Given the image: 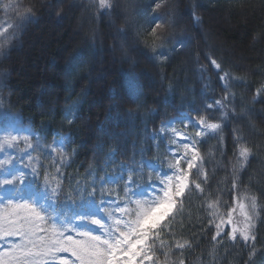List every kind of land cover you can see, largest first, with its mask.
<instances>
[{"label": "trees", "instance_id": "trees-1", "mask_svg": "<svg viewBox=\"0 0 264 264\" xmlns=\"http://www.w3.org/2000/svg\"><path fill=\"white\" fill-rule=\"evenodd\" d=\"M156 2L160 0H118L112 17L97 19L90 0H19L33 9V16L23 23L18 40L6 55H0L3 108L19 112L45 144L61 135L69 138V159L60 170L63 192L55 213L59 219L71 218L80 211V197L68 199L77 182L84 188L95 180L99 187L101 176L119 174L120 165L139 169L142 161L168 171L161 161L171 158L167 148L175 149L176 145L170 143L169 131L161 132L162 124L179 112L205 115L204 106L224 95L222 83L205 59L212 56L224 71L241 78L228 89L235 94L229 110L234 106L238 114H245L243 119L228 118L217 137L199 145L210 188L204 196L194 191L186 201L183 214L176 217L174 239L193 241L192 248L183 253L185 264H244L246 251L234 246L226 235L221 244H213L215 228L208 229L207 213L201 205L208 192L213 198L219 196L222 205H232L229 162L233 161V129H240L253 148V157L241 172L239 191L258 196L264 209V93L256 96V90L264 85V0H164L168 6L160 9L159 19L153 21ZM127 14L133 18L128 19ZM127 19L131 23L126 38H121L115 28L125 27ZM110 20L115 27L110 26ZM75 21L80 33L71 29ZM156 24L163 25L168 39L153 50L149 34ZM207 26L209 33L205 32ZM93 29L95 42L91 39ZM211 32L213 39L209 38ZM37 33L42 35L43 55L37 46L26 53L21 66L18 54L27 40L37 41ZM132 78L140 93L138 99L132 95ZM69 108L76 113L72 123L64 119ZM219 116V111L212 112L213 120ZM176 127L195 134L182 122ZM43 163L50 171V162L43 159ZM142 171L147 180L149 169ZM124 174L127 178L126 170ZM43 178L41 170L39 183ZM96 200H100L99 191ZM220 211L224 213L226 208ZM256 235L261 252L254 264H264V211ZM179 258V253L173 257Z\"/></svg>", "mask_w": 264, "mask_h": 264}, {"label": "snow or ice", "instance_id": "snow-or-ice-1", "mask_svg": "<svg viewBox=\"0 0 264 264\" xmlns=\"http://www.w3.org/2000/svg\"><path fill=\"white\" fill-rule=\"evenodd\" d=\"M167 6L164 0L154 4L153 21L159 19V10ZM89 7L95 9L97 19L105 15L112 17L118 7V0H90ZM0 8L6 14L11 11L16 21L9 23L6 20L0 25V55H6L13 42L19 38L16 30L32 19L33 9L24 7L19 0H9L0 5ZM194 19L199 22L198 17L194 16ZM130 23V20H126L125 27L115 28L116 35L126 38ZM110 26L115 27V22L110 20ZM149 35L153 50L161 48L168 39L161 24H156ZM91 39L95 42V29L92 30ZM178 43L181 47L184 46L183 41ZM161 56L163 57V53ZM205 59L222 83L224 95L204 106L205 115L196 113L194 116L183 115L180 118L184 128L194 129L195 134L191 136L185 131L172 129V136L178 139H171L170 143L176 145V148H168L171 158L165 157L161 161V164H167V172L161 171L159 166L150 161H142L139 169L120 165L119 174L101 176L99 187L95 180L84 188H80L77 182V187L69 192L68 199L78 195L80 211L71 218L59 219L55 206L60 202L63 192L60 179L63 174L60 168L68 159L63 147L69 138L54 139L52 145H46L42 150L44 154L50 148L51 151L46 152L48 156H60L59 164L53 162L49 166L54 167L55 172L49 171L40 157L33 158L31 155L28 156L29 163L24 165L30 169L28 172L6 167L15 159L13 155L0 160V238H14L10 239L6 249L0 251V264H185L183 253L192 248L193 241L181 242L174 239L176 217L183 214L185 203L194 191L204 196L210 188L209 173L199 145L209 138L217 137L226 126L228 118L243 119L245 114H238L234 106L229 110L235 94L228 89L233 81L241 78L224 71L221 63L212 56L208 55ZM204 70L202 67L201 72ZM130 84L133 97L138 99L140 93L134 78L130 80ZM261 93H264V85L256 90V96ZM256 96L253 97V102H256ZM2 105L3 99L0 98V106ZM213 111L220 112L215 120L212 118ZM75 117L76 113L69 108L64 119L72 123ZM171 123L175 121L169 122ZM164 130L162 126L161 132ZM25 131L31 134L30 130ZM24 139L27 142L28 136ZM219 142L224 143L222 136L219 137ZM233 143V161L229 162L233 174L230 189L232 205H222L219 196L213 198V194L208 192L207 200L201 207L207 213L208 229L215 228L211 236L213 244H221L226 235L234 246L238 244L242 251H246L247 259L244 264H254L255 257L261 252L256 245V230L264 209L260 207L258 196L248 190L243 193L239 191L241 172L250 163L253 148L240 129H233ZM18 144V135L0 136V152L16 149ZM39 148V140L35 145L30 142L26 144V150L36 151ZM114 155L115 151L110 154V159ZM144 167L149 169L147 180L143 177ZM41 170L44 178L39 183ZM137 176L140 177L139 181ZM98 191L99 202L96 200ZM113 195L115 199H111ZM221 207L226 208V212L221 213ZM77 221L80 222L79 225ZM85 221L96 225L99 233L83 230ZM226 227L230 231H226ZM65 253L68 256L63 255ZM177 253L180 258L173 259Z\"/></svg>", "mask_w": 264, "mask_h": 264}, {"label": "rangeland", "instance_id": "rangeland-1", "mask_svg": "<svg viewBox=\"0 0 264 264\" xmlns=\"http://www.w3.org/2000/svg\"><path fill=\"white\" fill-rule=\"evenodd\" d=\"M8 2H9V0H0V5L6 4ZM127 18L128 19L133 18V14L132 15L131 14H129V15L127 14ZM6 20L9 23L16 22L15 21V18H14V16H13V14H12L11 11H9L6 14L3 11V9L0 8V25H3ZM77 23L78 22L75 21V24H71L72 25L71 29L73 31L74 30H77L80 33V29H79L80 27H78L79 25ZM209 25H210V22H209ZM38 27L40 28L41 27V24H39ZM208 29L209 28L207 26L205 32H208L209 33L210 32V29L209 30ZM20 30H21L20 28H18L16 30L17 34L20 32ZM37 35L39 37L37 39V41H31L30 42V41L27 40L26 45L20 51V54H18L19 55L18 57L20 58L21 66H24V64H25V59L27 58L26 57L27 56L26 53H31L32 50L35 47L37 48V46H38V48L42 52L40 54V56L43 55V50H42V48H43V46H42V40L43 39H42V35L40 33L39 34L37 33ZM40 38H41V40H40ZM209 38H211V39L214 38L213 32H211V35H209ZM118 41H120V40L119 39L118 40L116 39V42L117 43H118ZM39 43H40V45H39ZM116 53H117L118 56H123L122 52H116ZM31 66L32 67L34 66V63L33 62L31 63ZM1 85H2V82L0 80V87H1ZM0 113L3 114V115H0V136L12 134V135H18V137H19V144H18V147L16 149H5V151L0 152V160L5 159L9 155H13L15 157V159H13L12 163L10 165H7L6 167H12V168H16V169H21V170H23L25 172L30 171L29 168H25L24 167V165H26V164L29 163V160H28V156L29 155H31L33 158L40 157L42 163H43V159H46L47 161H49L50 162V165L53 162H55L56 164H59L60 163V156L59 155L53 154L52 156H48L46 154V152H50L51 151L50 148L47 149L46 152H44V154H42V150H44L45 146L46 145H52L53 141L51 143H49V144L42 143V141L39 139V137L31 129V126L29 125V123H27L21 117V115L18 112L8 113V112L4 111V108H3V105H2V106H0ZM180 117H182V116H180ZM108 118H109V116H108ZM26 129L27 130H30V133L31 134H29V132H26L25 131ZM105 132H110V130L109 129H106ZM171 135H172V133H171ZM25 136H28V141L27 142L33 143L34 145L36 144L37 140H39L40 148L37 149L36 151H33L32 149H27L26 150V144H27V142L24 139ZM60 137H67V136L66 135H61ZM60 137H58L56 139H59ZM173 139H178V138L173 137ZM183 142L184 141H181V143H183ZM66 143H67V141H66ZM66 143H65V145L63 147V151L66 154V156L68 157V154L66 152ZM167 151H168V149H167ZM168 153L171 155L170 152H168ZM68 159H69V157H68ZM68 159L63 163V165L67 163ZM60 170H61V168H60ZM50 171L51 172H55V168L54 167H51L50 168ZM77 224L79 225L78 222H77ZM83 230H93L94 233L98 234V228H97V226L96 225H92L89 222H87V224L84 226ZM72 235L75 236V233H72ZM10 239H14V238H10ZM10 239L9 240H6V239H3V238H0V251H3L4 249H6L9 246ZM63 255L68 256L67 253H65Z\"/></svg>", "mask_w": 264, "mask_h": 264}]
</instances>
